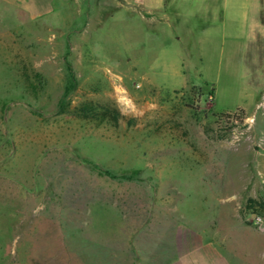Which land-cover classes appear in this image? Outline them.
I'll return each instance as SVG.
<instances>
[{
    "label": "rangeland",
    "instance_id": "374dc122",
    "mask_svg": "<svg viewBox=\"0 0 264 264\" xmlns=\"http://www.w3.org/2000/svg\"><path fill=\"white\" fill-rule=\"evenodd\" d=\"M139 1L0 0V264H264V0Z\"/></svg>",
    "mask_w": 264,
    "mask_h": 264
},
{
    "label": "crops",
    "instance_id": "0c3cea01",
    "mask_svg": "<svg viewBox=\"0 0 264 264\" xmlns=\"http://www.w3.org/2000/svg\"><path fill=\"white\" fill-rule=\"evenodd\" d=\"M35 1L36 0H27L31 6L29 8L35 10L39 8V3ZM139 2L145 9L153 10L162 7L163 0H140ZM206 238V241H208L204 245L202 241H199L197 233H194L192 238L189 234L183 236V238L178 241V251L174 253L172 264H230L228 259L216 250L213 240L217 239L215 237H213L214 239L209 238V236Z\"/></svg>",
    "mask_w": 264,
    "mask_h": 264
},
{
    "label": "trees",
    "instance_id": "16d2710c",
    "mask_svg": "<svg viewBox=\"0 0 264 264\" xmlns=\"http://www.w3.org/2000/svg\"><path fill=\"white\" fill-rule=\"evenodd\" d=\"M69 70H71V68H69ZM225 115H226V114H225ZM227 115H229V114H227ZM251 203H255V204H257L258 206L264 208V202H262V201H261V202H257L256 200L249 199V200H248V206H249Z\"/></svg>",
    "mask_w": 264,
    "mask_h": 264
},
{
    "label": "built area",
    "instance_id": "2783aa9c",
    "mask_svg": "<svg viewBox=\"0 0 264 264\" xmlns=\"http://www.w3.org/2000/svg\"><path fill=\"white\" fill-rule=\"evenodd\" d=\"M254 219H255L256 223H262L263 222L262 218L259 216H255Z\"/></svg>",
    "mask_w": 264,
    "mask_h": 264
}]
</instances>
